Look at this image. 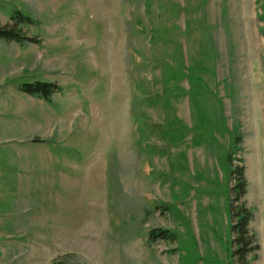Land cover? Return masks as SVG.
<instances>
[{"label":"rangeland","instance_id":"374dc122","mask_svg":"<svg viewBox=\"0 0 264 264\" xmlns=\"http://www.w3.org/2000/svg\"><path fill=\"white\" fill-rule=\"evenodd\" d=\"M10 28L0 264H233L240 203L264 264V0H0Z\"/></svg>","mask_w":264,"mask_h":264},{"label":"trees","instance_id":"16d2710c","mask_svg":"<svg viewBox=\"0 0 264 264\" xmlns=\"http://www.w3.org/2000/svg\"><path fill=\"white\" fill-rule=\"evenodd\" d=\"M19 13V12H18ZM27 16L19 15L17 20H14L11 16L9 18L14 23L24 22ZM0 37L7 39H14L16 41L22 40V36L18 34V31L13 29H0ZM55 87L54 84L50 82L33 80L25 81L18 83L17 89L23 93L30 95L39 96L41 98H47L49 94L53 91ZM239 136H237L233 142H239ZM225 160L227 162V177L233 178V185L230 187V190L233 192V196L229 198V203L232 201L236 202L241 195L245 192V179L243 176V167L231 166V153L228 152L225 155ZM229 204V219L230 217L234 218V221L229 225V231L233 232V237L230 239V242L234 244V248L230 251V256L235 258L236 261L233 264H249L248 260L245 258L246 254L249 251H252L257 248L253 234L249 233L247 230V222L250 219L251 211L246 208L242 203L237 204L230 209ZM151 235L167 237L164 230L157 229L155 232L150 231Z\"/></svg>","mask_w":264,"mask_h":264}]
</instances>
